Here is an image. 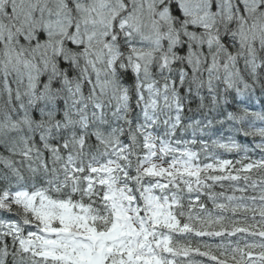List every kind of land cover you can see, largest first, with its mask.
Here are the masks:
<instances>
[{
    "label": "clouds",
    "instance_id": "1",
    "mask_svg": "<svg viewBox=\"0 0 264 264\" xmlns=\"http://www.w3.org/2000/svg\"><path fill=\"white\" fill-rule=\"evenodd\" d=\"M0 264H264V0H0Z\"/></svg>",
    "mask_w": 264,
    "mask_h": 264
}]
</instances>
